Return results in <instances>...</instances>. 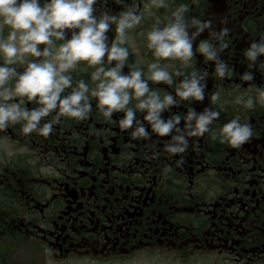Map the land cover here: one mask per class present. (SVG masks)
Instances as JSON below:
<instances>
[{"label": "flooded vegetation", "instance_id": "1", "mask_svg": "<svg viewBox=\"0 0 264 264\" xmlns=\"http://www.w3.org/2000/svg\"><path fill=\"white\" fill-rule=\"evenodd\" d=\"M150 2L127 0L143 20L129 30L122 71L142 67L146 77L155 59L146 32L187 3L188 15L211 21L213 31L228 28V46L219 55L232 74L218 77L214 62L195 51L208 38L205 29L193 41L189 67L162 61L173 73L207 70L204 98L181 101L161 116L209 107L219 112L212 127L239 118L251 125L252 137L232 147L209 133L190 136L184 152L169 154L171 134L133 137L119 127L122 112L105 120L94 99L87 119L61 118L47 137L9 125L0 130V264H264V102L257 99L264 68L244 55L264 38V0H168L161 9H149ZM94 7V14L116 15L124 6L97 0ZM114 28L106 30L109 43ZM92 70L81 62L74 82L91 85ZM248 72L251 80L244 79ZM149 84L172 91L162 82ZM248 96L253 107L237 102Z\"/></svg>", "mask_w": 264, "mask_h": 264}, {"label": "clouds", "instance_id": "2", "mask_svg": "<svg viewBox=\"0 0 264 264\" xmlns=\"http://www.w3.org/2000/svg\"><path fill=\"white\" fill-rule=\"evenodd\" d=\"M96 3L0 0V130L20 124L26 135L35 132L47 137L61 118L87 119L94 99L105 120H111L113 112H122L119 127L131 129L133 137L171 134L166 145L169 154L184 152L190 136L209 133L212 139L232 147H240L252 137L251 125L239 118L212 127L219 112L209 107L200 112L189 107L167 119L161 116L181 101L202 100L207 77V70L197 68L186 73L178 68L173 73L162 61H178L189 67L194 59L193 41L208 29V38L201 39L195 51L214 62L218 77L231 76V66L219 55L228 46V28L213 31L211 21L189 16V5L178 3L163 26L157 19L146 32L147 47L155 59L147 64L145 77L142 67L122 71L130 56L129 30L142 22L143 14L127 0H117L124 7L116 15L107 11L94 14ZM168 6V0H151L148 5L149 9ZM113 25L115 36L109 43L106 30ZM65 30L70 31L69 38ZM244 55L253 65L261 61L264 68V60L259 59L264 55V38L251 42ZM81 62L93 69L89 73L91 85L84 79L73 80L72 73ZM244 79L251 80L252 74L246 73ZM149 81L162 82L172 91L161 92ZM218 99V93L212 96L213 101ZM257 99L264 102V88L258 89ZM26 101L35 106L29 109ZM237 102L254 106L252 96L237 98ZM138 113L143 114L142 120ZM181 120L182 128L178 126ZM146 125L150 130L146 131Z\"/></svg>", "mask_w": 264, "mask_h": 264}]
</instances>
